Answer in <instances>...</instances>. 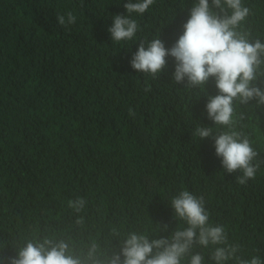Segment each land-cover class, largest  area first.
I'll list each match as a JSON object with an SVG mask.
<instances>
[{"label":"trees","instance_id":"trees-1","mask_svg":"<svg viewBox=\"0 0 264 264\" xmlns=\"http://www.w3.org/2000/svg\"><path fill=\"white\" fill-rule=\"evenodd\" d=\"M128 2L0 0V259L9 264L25 240L52 233L102 246L112 228L168 238L178 225L170 199L187 190L204 198L210 223L225 227L238 255L264 260V105H234V130L261 162L240 185L214 138L193 136L199 126L228 130L207 115L214 78L204 89L175 83L171 56L157 79L130 65L140 41L159 36L170 49L196 0H155L142 15L128 14ZM242 3L250 14L240 30L264 42V0ZM69 12L76 22L59 25ZM116 15L137 22L132 40L112 41ZM77 197L87 202L80 214L68 207ZM120 243L109 239V255Z\"/></svg>","mask_w":264,"mask_h":264},{"label":"clouds","instance_id":"clouds-1","mask_svg":"<svg viewBox=\"0 0 264 264\" xmlns=\"http://www.w3.org/2000/svg\"><path fill=\"white\" fill-rule=\"evenodd\" d=\"M154 2L129 0L124 7L128 14L142 15ZM249 14L242 0H196L183 33L170 49L165 48L159 36L147 44L140 41L130 61L134 70L157 79L167 66L166 57L171 56L176 62L172 80L178 84L186 80L185 86L193 89H204L214 78L218 94L209 97L207 115L215 126L228 130L214 134L212 128L199 126L193 136L214 138L215 154L221 158L223 169L228 174L239 171L236 182L240 185L254 179L261 164L248 137L234 130L236 102L248 105L255 100L257 106L264 105V88L257 86L264 77V42L250 39L247 32L240 30ZM75 22L71 12L67 17H57L61 26ZM137 30V22L129 15L114 16L108 29L116 43L132 40ZM86 203L77 197L68 201V207L80 214ZM170 204L178 225L168 238L149 239L150 234L137 231L121 234L115 228L105 238V246L92 236H33L16 247L18 254L10 258L9 264H264L259 256L244 259L238 255L241 247L229 242L225 227L210 223L202 196L184 190L172 196ZM75 223L83 227L84 217L78 215ZM167 230V225L159 227V231ZM113 236L120 238V250L109 255L106 245ZM0 264H4L3 259Z\"/></svg>","mask_w":264,"mask_h":264}]
</instances>
